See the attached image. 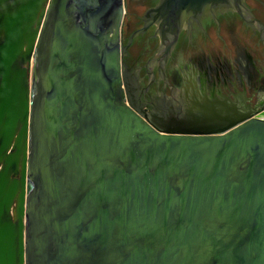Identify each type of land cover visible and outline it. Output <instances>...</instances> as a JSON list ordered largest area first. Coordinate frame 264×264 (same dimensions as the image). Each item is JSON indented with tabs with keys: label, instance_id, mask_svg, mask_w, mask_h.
Instances as JSON below:
<instances>
[{
	"label": "water",
	"instance_id": "obj_1",
	"mask_svg": "<svg viewBox=\"0 0 264 264\" xmlns=\"http://www.w3.org/2000/svg\"><path fill=\"white\" fill-rule=\"evenodd\" d=\"M233 6L246 19L244 0H160L157 59ZM126 11L0 0V264H264V112L205 134L139 114Z\"/></svg>",
	"mask_w": 264,
	"mask_h": 264
},
{
	"label": "flooded vegetation",
	"instance_id": "obj_2",
	"mask_svg": "<svg viewBox=\"0 0 264 264\" xmlns=\"http://www.w3.org/2000/svg\"><path fill=\"white\" fill-rule=\"evenodd\" d=\"M159 1L136 0L135 11L128 14L127 0L123 45L138 32L123 56V82L132 107L161 129L201 134L263 113L264 0H244L254 21L247 12L246 19L240 16L235 6L186 18L171 56L163 62L157 59L162 50L161 22L153 14L150 17ZM240 43L248 46L249 65L260 64V81L255 83L248 73L240 80L242 91L236 76L231 80L222 65L212 67L202 58L208 53L213 57L218 47L227 55ZM189 56L201 58L199 64L195 60L187 64Z\"/></svg>",
	"mask_w": 264,
	"mask_h": 264
},
{
	"label": "rangeland",
	"instance_id": "obj_3",
	"mask_svg": "<svg viewBox=\"0 0 264 264\" xmlns=\"http://www.w3.org/2000/svg\"><path fill=\"white\" fill-rule=\"evenodd\" d=\"M136 0H128L129 5V11L128 14L132 13L134 10V4ZM246 40V39H245ZM242 43V41H241ZM239 44L236 46V49H232V52L225 55L224 53L221 54L219 52V47L216 52H213V57L209 55V53L206 55H203L204 62L207 64H211L212 67H220L229 75V78L234 81L233 76H236L237 80V87L242 91L243 85L240 80L247 79L248 73L253 74L255 78V83H258L260 81L258 71L260 70V64L255 61L254 65H249V62L247 60V52H248V46L246 43ZM189 59H186V63H190L192 60H195L194 62L198 63L200 62L201 58H194L192 59L191 56H189ZM222 65V67H221ZM256 67V68H255ZM239 76V78H238ZM242 80V81H243Z\"/></svg>",
	"mask_w": 264,
	"mask_h": 264
},
{
	"label": "bare ground",
	"instance_id": "obj_4",
	"mask_svg": "<svg viewBox=\"0 0 264 264\" xmlns=\"http://www.w3.org/2000/svg\"><path fill=\"white\" fill-rule=\"evenodd\" d=\"M262 117H264V116L262 115Z\"/></svg>",
	"mask_w": 264,
	"mask_h": 264
}]
</instances>
